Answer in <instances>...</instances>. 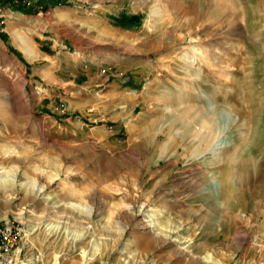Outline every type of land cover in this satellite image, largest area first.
Returning <instances> with one entry per match:
<instances>
[{"label":"rangeland","instance_id":"rangeland-1","mask_svg":"<svg viewBox=\"0 0 264 264\" xmlns=\"http://www.w3.org/2000/svg\"><path fill=\"white\" fill-rule=\"evenodd\" d=\"M14 178L15 264H264V0L0 3Z\"/></svg>","mask_w":264,"mask_h":264},{"label":"built area","instance_id":"built-area-1","mask_svg":"<svg viewBox=\"0 0 264 264\" xmlns=\"http://www.w3.org/2000/svg\"><path fill=\"white\" fill-rule=\"evenodd\" d=\"M8 0H0V3ZM106 73L107 69L103 68ZM24 237V229L19 225H11L0 230V264H15V252Z\"/></svg>","mask_w":264,"mask_h":264},{"label":"bare ground","instance_id":"bare-ground-1","mask_svg":"<svg viewBox=\"0 0 264 264\" xmlns=\"http://www.w3.org/2000/svg\"><path fill=\"white\" fill-rule=\"evenodd\" d=\"M253 9V11H255L254 9H256V8H254V6H252V8H251V10ZM239 10V9H238ZM251 10H250V12H251ZM255 13V12H254ZM252 15V14H251ZM252 17V16H251ZM22 41V44H23V50H24V54H25V56L26 57H28V58H33V57H35V55H36V53H37V51H36V49L34 48V46L30 43V42H28L27 40H24V39H22L21 40ZM187 126V125H186ZM143 129V128H142ZM142 131V130H141ZM259 134V133H258ZM206 136H207V134H206V132H204L203 133V135H202V137L200 138L201 140H203V141H205L206 140ZM259 137H261V135L259 136ZM157 138H158V136H157ZM157 138L155 137V140H154V143L152 144L153 145V148L155 149V150H157V149H159V147H160V145H159V143L157 142ZM143 142H145V141H143ZM151 143V142H150ZM198 143H199V141H198ZM228 144V143H227ZM148 145V144H147ZM150 146V145H149ZM260 150V149H259ZM260 152V151H259ZM249 161V160H248ZM255 168V167H254ZM15 178L14 179H11V180H0V187H2V189L3 188H7V189H9L10 187H11V185H13L14 183H15ZM213 183V182H212ZM226 184L228 185V182H226ZM215 185V184H214Z\"/></svg>","mask_w":264,"mask_h":264},{"label":"trees","instance_id":"trees-1","mask_svg":"<svg viewBox=\"0 0 264 264\" xmlns=\"http://www.w3.org/2000/svg\"><path fill=\"white\" fill-rule=\"evenodd\" d=\"M5 2H7V1H5ZM134 20H136V17L135 16H133L131 18H126V20H124V23H125L124 26L134 25L133 23L131 24V22L134 21ZM122 25H123V23H122ZM135 25H139V22H136Z\"/></svg>","mask_w":264,"mask_h":264},{"label":"crops","instance_id":"crops-1","mask_svg":"<svg viewBox=\"0 0 264 264\" xmlns=\"http://www.w3.org/2000/svg\"><path fill=\"white\" fill-rule=\"evenodd\" d=\"M135 26L138 27L139 25H135ZM36 55H37V53H36ZM36 55H35V56H36Z\"/></svg>","mask_w":264,"mask_h":264}]
</instances>
